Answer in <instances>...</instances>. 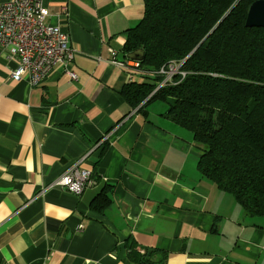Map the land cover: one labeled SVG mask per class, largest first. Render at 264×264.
I'll return each instance as SVG.
<instances>
[{
  "label": "crops",
  "instance_id": "crops-1",
  "mask_svg": "<svg viewBox=\"0 0 264 264\" xmlns=\"http://www.w3.org/2000/svg\"><path fill=\"white\" fill-rule=\"evenodd\" d=\"M43 2L78 80L11 81L0 47V264H264V222L202 176L193 135L121 94L142 83L113 61L143 0ZM78 163L94 185L54 186Z\"/></svg>",
  "mask_w": 264,
  "mask_h": 264
},
{
  "label": "trees",
  "instance_id": "trees-1",
  "mask_svg": "<svg viewBox=\"0 0 264 264\" xmlns=\"http://www.w3.org/2000/svg\"><path fill=\"white\" fill-rule=\"evenodd\" d=\"M256 1L143 0L123 55L146 74L121 93L144 116L162 103V123L189 131L203 152L202 176L252 218L264 217V28H246ZM170 63L186 76L166 81Z\"/></svg>",
  "mask_w": 264,
  "mask_h": 264
},
{
  "label": "built area",
  "instance_id": "built-area-1",
  "mask_svg": "<svg viewBox=\"0 0 264 264\" xmlns=\"http://www.w3.org/2000/svg\"><path fill=\"white\" fill-rule=\"evenodd\" d=\"M49 12L43 0H10L0 4V47L10 52L6 60L17 66L11 70V81L28 79L32 87L40 86L59 67L72 80L78 77L71 72L69 65L76 57V51L70 45L69 34L60 26L46 23ZM132 75L146 74L137 62H114ZM182 64L170 63L160 70L170 81L175 75L186 76L181 71ZM105 140L101 141V144ZM95 184L92 173L81 168V163L70 167L55 183L71 194L81 195L85 189Z\"/></svg>",
  "mask_w": 264,
  "mask_h": 264
},
{
  "label": "water",
  "instance_id": "water-1",
  "mask_svg": "<svg viewBox=\"0 0 264 264\" xmlns=\"http://www.w3.org/2000/svg\"><path fill=\"white\" fill-rule=\"evenodd\" d=\"M264 28V0L254 2L248 12L246 28ZM136 59V57H132Z\"/></svg>",
  "mask_w": 264,
  "mask_h": 264
},
{
  "label": "rangeland",
  "instance_id": "rangeland-1",
  "mask_svg": "<svg viewBox=\"0 0 264 264\" xmlns=\"http://www.w3.org/2000/svg\"><path fill=\"white\" fill-rule=\"evenodd\" d=\"M114 62H118V61L114 59ZM162 105H163L162 103L154 102L153 104H151L148 107V110H154V108H156L157 110H163V106ZM256 220H258V222H262V221L264 222V220H261V218H256Z\"/></svg>",
  "mask_w": 264,
  "mask_h": 264
}]
</instances>
